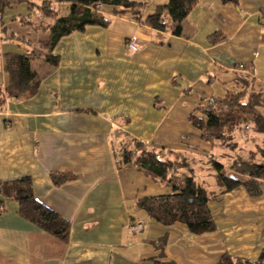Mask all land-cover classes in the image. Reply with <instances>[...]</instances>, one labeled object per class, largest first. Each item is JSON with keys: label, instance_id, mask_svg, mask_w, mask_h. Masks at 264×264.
Wrapping results in <instances>:
<instances>
[{"label": "crops", "instance_id": "crops-1", "mask_svg": "<svg viewBox=\"0 0 264 264\" xmlns=\"http://www.w3.org/2000/svg\"><path fill=\"white\" fill-rule=\"evenodd\" d=\"M131 1L144 3L148 14L168 2ZM101 12L108 27L87 26L60 39L56 67L43 57L31 60L39 79L34 96L0 105V184L29 178L34 199L69 224L66 240L56 239L0 194V264H216L224 253L257 260L264 252V182L258 197L238 188L210 202L216 231L196 236L135 209L137 200L171 191L135 168H120L116 150L132 138L205 160L209 145L190 114L234 89L236 66L251 67L255 89L264 90V0H238L237 7L197 0L178 37L133 14ZM27 16L23 3L0 10L2 89L3 56L27 54L25 42L49 40V31L39 29L49 21L39 15L32 26L18 21ZM214 33L226 40L210 45ZM133 36L136 52L125 47ZM55 174L72 179L55 185ZM163 237L160 250L153 243Z\"/></svg>", "mask_w": 264, "mask_h": 264}, {"label": "trees", "instance_id": "trees-1", "mask_svg": "<svg viewBox=\"0 0 264 264\" xmlns=\"http://www.w3.org/2000/svg\"><path fill=\"white\" fill-rule=\"evenodd\" d=\"M22 3L27 5L28 16L18 21L32 26L31 18L39 15L49 21V25H40L39 29L49 31L50 37L46 43L25 42L30 47L27 54L3 56L8 84L4 89L0 85V105L7 99H28L38 91L39 79L30 65L33 58L43 57L47 65L56 67L59 59L53 50L60 39L83 32L87 26L108 27L110 20L102 14L101 7L113 8L115 15L133 14L143 25L178 37L182 33V23L197 0H168L144 18L141 12L145 4L131 0H0V10ZM221 3L237 7L238 0H221ZM225 40L226 37L219 33L208 37L210 45ZM234 69V89L212 98L189 116L201 141L209 145L204 161L199 162L187 153L150 149L132 138L125 139L116 150L120 168H135L158 186L170 189L169 194L145 197L135 203L137 211L162 226L180 223L192 235L214 233L216 225L209 209L210 202L238 188H243L250 197L261 194L260 182H264V90L255 89L251 67L236 66ZM247 145H251V149ZM197 170L208 171L215 177L216 190L210 191L197 181ZM51 179L55 185H60L72 177L55 174ZM0 194L17 202L20 217L56 239L66 240L68 222L34 199L29 178L0 184ZM153 244L162 250L166 238ZM216 264H264V252L255 261L224 253Z\"/></svg>", "mask_w": 264, "mask_h": 264}, {"label": "rangeland", "instance_id": "rangeland-1", "mask_svg": "<svg viewBox=\"0 0 264 264\" xmlns=\"http://www.w3.org/2000/svg\"><path fill=\"white\" fill-rule=\"evenodd\" d=\"M149 9V8H148ZM148 9H147V7L145 8V10L142 12V15L143 16H146V15H148ZM33 19V18H32ZM45 22H47V21H45ZM199 153H202V151L201 150H199ZM206 175H204V173H198L197 175H196V179L199 181V182H201V183H203L204 184V186L207 188V189H209V190H214V189H216L215 188V183H216V179H215V177L212 175V176H210V177H205ZM142 218V217H141ZM143 220H145V221H147V218L146 217H144L143 216Z\"/></svg>", "mask_w": 264, "mask_h": 264}, {"label": "built area", "instance_id": "built-area-1", "mask_svg": "<svg viewBox=\"0 0 264 264\" xmlns=\"http://www.w3.org/2000/svg\"><path fill=\"white\" fill-rule=\"evenodd\" d=\"M125 47L128 51L131 52H136L138 50V46H137V38L136 37H130L126 40L125 42ZM135 229L140 228V226H136L134 227Z\"/></svg>", "mask_w": 264, "mask_h": 264}]
</instances>
